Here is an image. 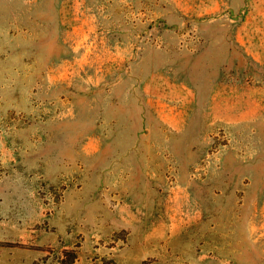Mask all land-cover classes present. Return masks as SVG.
<instances>
[{
  "label": "rangeland",
  "instance_id": "1",
  "mask_svg": "<svg viewBox=\"0 0 264 264\" xmlns=\"http://www.w3.org/2000/svg\"><path fill=\"white\" fill-rule=\"evenodd\" d=\"M0 264H264V0H0Z\"/></svg>",
  "mask_w": 264,
  "mask_h": 264
}]
</instances>
